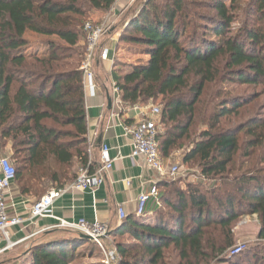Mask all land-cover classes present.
<instances>
[{"label": "trees", "instance_id": "trees-1", "mask_svg": "<svg viewBox=\"0 0 264 264\" xmlns=\"http://www.w3.org/2000/svg\"><path fill=\"white\" fill-rule=\"evenodd\" d=\"M115 2L0 0V155L11 151L22 196L39 201L95 168L81 25ZM35 36L48 39L45 52L28 53ZM121 49L142 58L123 66ZM112 78L123 105H159L163 164L178 159L212 182L159 185L156 211L113 232L121 264H264V107L249 114L260 95L232 87H264V0H146L117 39ZM244 216L257 218V242L230 256ZM86 244L57 238L24 262L75 264Z\"/></svg>", "mask_w": 264, "mask_h": 264}, {"label": "crops", "instance_id": "crops-1", "mask_svg": "<svg viewBox=\"0 0 264 264\" xmlns=\"http://www.w3.org/2000/svg\"><path fill=\"white\" fill-rule=\"evenodd\" d=\"M138 1L120 0L118 9L125 13L123 18L125 17L126 23L137 14L136 11L130 13V10ZM106 46L111 48V55L115 57L116 38ZM112 71L113 65L110 61L96 62L97 90L94 96L88 92L86 94V123L93 165L97 167L100 162V148L107 145L111 157L116 160L113 169L106 175L103 186L96 194L69 190L55 201L52 217L34 221H30V211L35 199L22 196L14 183L8 201L9 216L19 218L24 223L9 231L13 247L7 249V242L0 237V264H19L37 245L57 238L74 237V233L55 228L60 221H99L108 224L114 232L121 223L118 217L119 207L124 209L127 217L135 216L140 194L147 190L150 184L156 183L159 186L166 181L156 172L149 170L141 160L131 158L132 137L125 132V126L137 122L138 115L133 108L118 106L113 99L109 108ZM158 207V203L152 202L147 213L152 215ZM115 240L116 236L112 234L108 242L116 244Z\"/></svg>", "mask_w": 264, "mask_h": 264}, {"label": "built area", "instance_id": "built-area-1", "mask_svg": "<svg viewBox=\"0 0 264 264\" xmlns=\"http://www.w3.org/2000/svg\"><path fill=\"white\" fill-rule=\"evenodd\" d=\"M84 31L87 37L81 70L83 72L85 94L88 92L91 96H94L97 90L95 83L96 62L98 60L110 61L113 65L114 56L112 57L110 48L104 44L109 33V29L106 26L87 23ZM110 97L111 100L116 101L118 106H123L120 100V90L114 80H112L110 87ZM133 109L136 110L138 115L137 122L125 126V132L132 137L133 151L131 158L133 160H141L149 170L161 176L162 180H174L179 174V168L163 164L157 142V126L161 109L153 105L136 106ZM89 157L90 163H92V147L89 149ZM115 161L111 157L110 148L107 145H102L100 148V162L97 167L93 170L90 167L82 169L77 179L69 186L49 190L39 201L33 204L30 211V221L52 217L55 201L69 190L88 191L93 195L96 194L103 186L106 175L113 169ZM15 179L16 171L12 161L10 158L0 155V237L7 242V249L14 246L9 235L10 229L24 223L19 218H10L9 216L8 201ZM159 197L158 185L156 183L150 184L149 188L138 197L136 216L140 217L147 213L150 204L154 201L158 203ZM118 217L120 221L127 217L121 207L118 208ZM55 228L89 237L90 242L95 244L101 252V264H121L122 257L116 244L108 242L113 234L108 224L99 221L88 222L85 219H80L72 223L60 221ZM246 249V244L238 243L229 253L230 256H238Z\"/></svg>", "mask_w": 264, "mask_h": 264}, {"label": "rangeland", "instance_id": "rangeland-1", "mask_svg": "<svg viewBox=\"0 0 264 264\" xmlns=\"http://www.w3.org/2000/svg\"><path fill=\"white\" fill-rule=\"evenodd\" d=\"M145 1L146 0H139L138 3H136V5L131 8L130 13H133L135 11L138 12V9L142 7ZM205 1H208V0H205ZM242 1L246 5L247 4L249 5V3H251V0H242ZM119 3H120V0H116L115 4L107 12L93 11L89 13V15L86 18H84V23L81 25V32L82 33L85 32L84 29L87 23L104 25L106 26V28L109 29V33L104 41V44L105 45L109 44L110 42H112V39H115V38L117 42V39H119V36L121 32L123 31L125 24H126L125 17L123 18L125 13L122 12V10L118 9ZM200 12H208V11H206L205 9H201ZM239 25H240V20L237 21L236 26L238 27ZM52 40L59 41L57 38H52ZM47 41L48 39H45L43 37H38V36H35L34 38L29 39L30 48L28 49L29 51L28 53H33L34 51H40L41 53L45 52L46 51L45 45L47 44ZM141 58L142 57L140 56L127 53L122 49V51L118 53L117 63L122 64L124 66L125 64L124 62L135 63L137 62V60ZM118 68L120 69L121 67H116L117 71L119 70ZM232 87H233V91L235 90V93L239 95H249V96L260 95L259 100L256 101L255 105H253L250 108L251 111L249 112V114L256 115L258 112H261V109L264 107V87L263 86L239 87V85L233 83ZM153 106L159 107L158 104H154ZM5 152L6 153L1 154V156L3 157L6 155L8 158H11L12 156L11 151L6 150ZM180 164H181V161L177 159L173 164L169 165L171 167L177 166L179 168V174L174 180L182 178L184 183L191 182L193 184H196L199 182H203L204 184H208V185L212 184L211 181L200 177V171L198 169L191 168V167L189 168V165L181 166ZM15 187H17L16 184H15ZM37 200L38 199H35V202ZM234 231L236 233L235 245H237L238 243H244L247 245V247H249L255 244L257 242V235L259 232V224H258L257 218L253 216L242 217L235 224ZM77 249L86 250L87 253H86V257L78 259V261L75 264H101V260H102L101 252L99 248L92 242H88L86 245H84V247L83 246L82 248L78 247ZM92 251H94L96 255L93 258L88 254V253H91ZM19 264H32V263L20 261ZM243 264H245V262Z\"/></svg>", "mask_w": 264, "mask_h": 264}, {"label": "water", "instance_id": "water-1", "mask_svg": "<svg viewBox=\"0 0 264 264\" xmlns=\"http://www.w3.org/2000/svg\"><path fill=\"white\" fill-rule=\"evenodd\" d=\"M108 105H109V108H111L112 101H111L110 98L108 99ZM74 234H75L74 237L79 238V239L83 240L86 243L90 242V238L89 237H87L85 235H82V234H76V233H74Z\"/></svg>", "mask_w": 264, "mask_h": 264}]
</instances>
